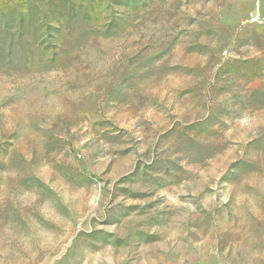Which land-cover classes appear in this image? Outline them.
Wrapping results in <instances>:
<instances>
[{"label": "rangeland", "instance_id": "obj_1", "mask_svg": "<svg viewBox=\"0 0 264 264\" xmlns=\"http://www.w3.org/2000/svg\"><path fill=\"white\" fill-rule=\"evenodd\" d=\"M0 264H264V0H0Z\"/></svg>", "mask_w": 264, "mask_h": 264}]
</instances>
